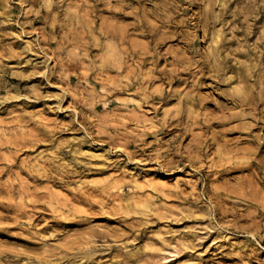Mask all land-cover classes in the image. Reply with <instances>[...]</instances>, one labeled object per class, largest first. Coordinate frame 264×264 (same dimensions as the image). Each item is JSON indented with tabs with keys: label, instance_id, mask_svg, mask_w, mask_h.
Instances as JSON below:
<instances>
[{
	"label": "rangeland",
	"instance_id": "obj_1",
	"mask_svg": "<svg viewBox=\"0 0 264 264\" xmlns=\"http://www.w3.org/2000/svg\"><path fill=\"white\" fill-rule=\"evenodd\" d=\"M0 264H264V0H0Z\"/></svg>",
	"mask_w": 264,
	"mask_h": 264
}]
</instances>
